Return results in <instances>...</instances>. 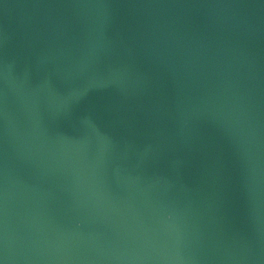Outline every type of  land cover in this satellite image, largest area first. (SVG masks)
Wrapping results in <instances>:
<instances>
[{
	"label": "water",
	"instance_id": "obj_1",
	"mask_svg": "<svg viewBox=\"0 0 264 264\" xmlns=\"http://www.w3.org/2000/svg\"><path fill=\"white\" fill-rule=\"evenodd\" d=\"M0 264H264V0H0Z\"/></svg>",
	"mask_w": 264,
	"mask_h": 264
}]
</instances>
